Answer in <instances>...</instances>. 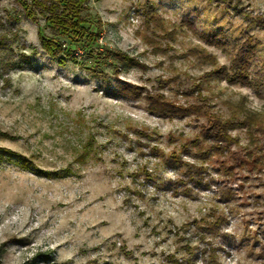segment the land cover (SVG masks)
Returning a JSON list of instances; mask_svg holds the SVG:
<instances>
[{"label":"rangeland","instance_id":"1","mask_svg":"<svg viewBox=\"0 0 264 264\" xmlns=\"http://www.w3.org/2000/svg\"><path fill=\"white\" fill-rule=\"evenodd\" d=\"M31 9L0 0V264H264V0Z\"/></svg>","mask_w":264,"mask_h":264},{"label":"trees","instance_id":"2","mask_svg":"<svg viewBox=\"0 0 264 264\" xmlns=\"http://www.w3.org/2000/svg\"><path fill=\"white\" fill-rule=\"evenodd\" d=\"M31 7L33 9L28 10L27 13L30 17L36 19L35 15H41L45 17L47 25L63 38H77L83 37L82 30L85 20L82 18V12L86 7L88 0H30ZM85 35V33H84ZM8 37H12L13 40L18 39V35L11 29H5L0 33V49H3V45L6 44ZM41 44L43 49L53 58H63L64 54H69L65 51V47L51 38H46L40 34ZM6 49V48H5ZM11 55L14 54L13 50L9 47L7 50ZM0 56V65L3 72H11L22 65L19 64L11 55ZM24 55V54H23ZM247 55H251L248 51L244 55L237 56L234 66L230 70V74H227L225 80L230 84L248 83L249 82V65ZM28 58L27 56H22ZM252 55L250 56V58ZM217 73V72H215ZM224 128H221L220 135L221 141L227 142L228 137L223 134Z\"/></svg>","mask_w":264,"mask_h":264}]
</instances>
